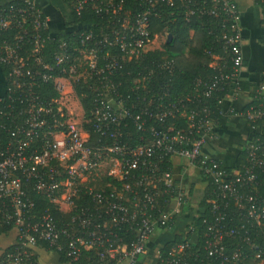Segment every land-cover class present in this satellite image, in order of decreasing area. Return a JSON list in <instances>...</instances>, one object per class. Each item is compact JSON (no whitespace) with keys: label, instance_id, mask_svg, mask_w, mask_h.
Returning a JSON list of instances; mask_svg holds the SVG:
<instances>
[{"label":"built area","instance_id":"built-area-1","mask_svg":"<svg viewBox=\"0 0 264 264\" xmlns=\"http://www.w3.org/2000/svg\"><path fill=\"white\" fill-rule=\"evenodd\" d=\"M70 1L76 11L91 8L106 21L74 30L78 42L60 40V50L54 53L52 62H45L43 53L47 40L54 38L49 17L34 0H25V6L12 7L0 15V37L4 31L18 28L13 42H0V63L11 66L14 84L7 85L0 95V113L12 116L10 129H14L15 141L13 148L0 149V197L9 203L0 211V224L14 220L17 243L21 246L14 257L9 255L0 264H37L33 248L39 240L58 250L66 247L73 260L79 258L83 249L96 248L101 264L109 260L114 264H136L146 254L155 230L173 224L179 213L175 202L186 199L181 186L175 183L173 171L161 165L165 155L187 159L213 185L210 204L214 220L204 221L208 225V257L194 264H238L248 253L239 247L226 253L224 239L239 236L243 243L252 245L250 226L264 223V197L255 198L246 192L249 184L256 183L258 172L264 173V136L261 128L253 124L264 121V81L255 87L250 102L240 112L257 129L248 143L246 163L226 171L221 162L203 153L206 141L217 135V121L210 115L209 106L202 103L200 94L188 95L189 103L194 104L189 107L185 96L167 100L165 92L159 102L150 100L140 114L133 115L132 109L138 105L126 104L130 95L125 97L113 79L127 61L158 46L151 19L159 6H174L175 0ZM181 1L187 5V15L195 13L196 0ZM212 5L210 13H221L224 22L230 23L231 33L223 35V47L234 66L233 72H224L220 66H226V53L222 56L207 50L212 59L210 65L217 67V71L205 83L202 93L210 95L228 89L227 96L232 89L241 91L237 78L245 66L241 13L230 0H213ZM199 13H206L204 7H200ZM25 45L30 46L26 55L22 52ZM162 66L173 68L171 62ZM81 77L95 80V129L102 135L108 131L113 139L107 144L90 145V135L82 127L83 110L73 90V81ZM37 80L52 81L59 97L45 99L35 89L40 85ZM71 100L81 107L80 117L74 115ZM171 117L185 119L187 127L175 130L169 125L163 129L161 124ZM128 118L139 130L146 129L148 119L154 121L148 128L152 134L150 142L136 146L122 142L121 127L127 126L124 121ZM53 161L65 167L66 178H61L62 172ZM104 174L120 184L108 182L96 188ZM30 182L34 189L46 192L63 211L76 207L74 198L85 184V208L62 228L50 214L35 219L31 212L34 202L24 190ZM232 202L242 209L249 204L246 216L253 221H244L242 225L224 221L225 210ZM246 224L250 226L246 228ZM62 234L69 238L66 245L61 242ZM187 248L186 242L175 245L170 252V264H191L186 259Z\"/></svg>","mask_w":264,"mask_h":264},{"label":"trees","instance_id":"trees-1","mask_svg":"<svg viewBox=\"0 0 264 264\" xmlns=\"http://www.w3.org/2000/svg\"><path fill=\"white\" fill-rule=\"evenodd\" d=\"M71 8L72 20L66 23V28L70 30H61L55 32L54 38L47 40L43 53L45 62H52L54 53L60 50V40H64L71 43L78 42L75 35L77 28L81 29L89 25L96 26L104 24L106 18L98 15L91 8H83L81 11H76L70 0H64ZM198 5L195 7V13L187 15V5L181 0H175L174 6L163 5L159 6L157 14L151 19V31L152 34L158 36V46L150 49L136 59L127 61L124 67L117 71L113 75L115 83L119 85V90L130 97L126 100V104L130 106L132 103L138 105L136 109H132L133 115L140 114V109L143 105H147L150 100L157 103L160 101V97L166 92L167 100H174L179 96L200 94V99L203 104L209 106L210 115L217 121V127L219 126V119L221 117V109L219 107L220 100L225 97L227 90H216L210 95H204L202 92L205 89V83L212 80V77L217 71V67L210 65L212 59L207 55V50H212L214 54L225 55L226 53V66L221 65L222 70L226 73L233 72L234 63L229 57L228 52L224 49V34L231 33L230 23L224 22V15L221 13L216 16L210 13L213 8V0H196ZM235 2L234 0H230ZM236 3V2H235ZM254 5L259 6L262 10L261 25L263 27V34L260 37V42L264 47V0H253ZM25 0H12L0 6V15L5 13L12 7L25 6ZM221 4H219L220 6ZM218 6V7H219ZM200 7H204L206 13L200 14ZM219 9V8H218ZM29 29L31 26L26 25ZM18 28L14 27L7 31H4L0 37V42L8 39L9 42H13L16 36ZM51 30V29H50ZM49 31H45L44 35H47ZM169 35H172V39L169 40ZM30 46H23L22 52L24 55L29 51ZM171 62L173 68H166L162 65ZM1 71L6 78V85L13 86V79L10 76L11 66L0 63ZM41 67V66H40ZM37 66L36 68H40ZM39 75H37L38 77ZM197 79H202L199 83ZM36 91L40 93L45 99H55L59 97V92L55 89L52 81L41 82L37 80ZM95 80L90 77L88 79L80 78L73 81L74 94L79 101L82 110L83 117L81 124L83 129L89 133L90 145H98L99 143H109L112 141V137L108 135V131L105 135H102L100 131L95 129L96 115L95 102L96 95L94 93ZM243 88L242 83H240ZM245 87H248L244 84ZM165 93V94H166ZM188 106L193 107L194 104L189 103ZM17 107H21L18 102L15 103ZM12 103V105H15ZM143 119H147L142 115ZM17 121V119H14ZM125 127H121L122 142L130 146H136L138 144L148 143L152 139V134L148 129L154 121L149 120L145 130H139L132 118H128ZM250 124V123H249ZM253 124L258 125L261 128V133L264 136V121L255 122ZM163 129L171 125L175 130L186 128L187 121L183 118H169L163 124ZM13 126V118L8 114L0 113V149L5 150L8 146L14 147V129H10ZM258 127V128H259ZM99 140H101L99 142ZM248 156V143L237 156V163L235 168H241V165L246 163ZM52 164L56 166L62 172L61 178H66V169L59 161H53ZM163 169L173 171L172 158L169 155H165L161 162ZM246 165V164H245ZM226 171H231L232 168L222 165ZM106 170V169H105ZM258 178L256 183L249 184L246 187V192L250 193L253 197H264V173L258 172ZM203 182L207 183L205 194L199 202L200 211L196 217L189 224L190 231L187 234H177L171 240L166 241L160 249V259L157 264H170L173 257L170 255L171 249L181 242L188 243L186 259L191 264L197 261L204 260L208 257V250L206 248L207 230L208 225L204 221H213L214 217L211 212V197H212V182L211 179L202 175ZM108 182L119 185L120 182L116 181L112 176L108 174L102 175L100 180L98 179V186L101 188ZM177 186L179 184L175 181ZM25 193L34 202V207L31 209L35 219H39L43 214H50L53 216L59 227L66 226L71 217L85 208V184L81 186V191L76 195L75 204L71 211H63L55 204L50 197L44 191H38L33 188L32 183H28L24 186ZM258 191V193H257ZM88 197V193H86ZM90 196V195H89ZM86 197V198H87ZM9 205L8 201L0 197V211L6 209ZM249 204H246L244 208L237 207L233 202L226 208V219L224 221H235L236 225L245 224L244 221H253L246 216V209ZM188 208V207H187ZM13 219L0 224V235L8 234L14 229ZM250 225L246 224V228ZM165 229L167 227H160ZM244 232V230L242 231ZM253 244L248 245L243 243L239 239V236L226 237L223 241L226 253L239 247L244 252L248 253V257L244 258L238 264H260L264 261V223L254 227L250 226V234ZM61 242L66 245V241L69 239L65 235L60 236ZM37 246L52 250L58 253L59 260L63 263L72 264H101L102 262L98 257V249H83L81 255L77 260H73L67 255L66 247L62 250H58L56 246L50 245L45 240H39ZM21 250V246L18 243L8 246L3 254L0 256V261L9 255L14 257L18 251ZM33 258L37 260V254L33 250ZM38 262V260H37ZM107 264H114V261L109 260L104 262ZM103 263V264H104ZM38 264V263H37Z\"/></svg>","mask_w":264,"mask_h":264},{"label":"crops","instance_id":"crops-1","mask_svg":"<svg viewBox=\"0 0 264 264\" xmlns=\"http://www.w3.org/2000/svg\"><path fill=\"white\" fill-rule=\"evenodd\" d=\"M10 1L12 0H0V6ZM34 1L49 17V26L53 34L63 29L70 30V28H66V23L72 20V12L64 0ZM234 1L241 13L244 37L245 66L237 76L243 88L238 92H234L232 89L220 102L219 107L222 115L219 119L217 135L207 140L203 147L205 156L233 169L236 166L238 154L257 131L251 127L240 112L250 102L251 93L255 87L264 81V47L260 42V37L263 34L262 10L259 6L254 5L253 0ZM6 82L0 68V95L5 93ZM244 84L248 87H245ZM172 162L174 179L183 189L186 199L183 202H175L179 213L173 224L165 229L157 228L155 230L148 241L146 254L136 264H157L162 245L177 234H187L190 231L189 224L201 209L199 202L205 194L207 183L202 180L200 168L180 157H172ZM17 234V229L14 228L8 234L0 235V256L8 246L17 243ZM33 250L37 254L38 264H72L61 262L55 251L39 246L34 247Z\"/></svg>","mask_w":264,"mask_h":264},{"label":"rangeland","instance_id":"rangeland-1","mask_svg":"<svg viewBox=\"0 0 264 264\" xmlns=\"http://www.w3.org/2000/svg\"><path fill=\"white\" fill-rule=\"evenodd\" d=\"M71 101H73V106H72V109L74 110V115L76 116V115H78L79 117H80V115H82V113H81V107L79 106V104H78V102L76 103L75 102V100H71ZM75 105H77V106H75ZM78 116H76V117H78ZM260 264H264V261L263 262H261Z\"/></svg>","mask_w":264,"mask_h":264},{"label":"water","instance_id":"water-1","mask_svg":"<svg viewBox=\"0 0 264 264\" xmlns=\"http://www.w3.org/2000/svg\"><path fill=\"white\" fill-rule=\"evenodd\" d=\"M172 39V35H169V40Z\"/></svg>","mask_w":264,"mask_h":264}]
</instances>
